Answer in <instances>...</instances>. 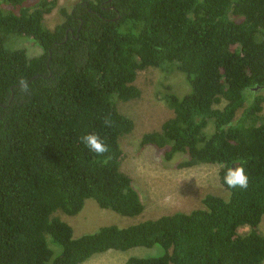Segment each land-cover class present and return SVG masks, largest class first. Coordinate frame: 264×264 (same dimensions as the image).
Wrapping results in <instances>:
<instances>
[{"label": "trees", "instance_id": "trees-1", "mask_svg": "<svg viewBox=\"0 0 264 264\" xmlns=\"http://www.w3.org/2000/svg\"><path fill=\"white\" fill-rule=\"evenodd\" d=\"M0 7V264H82L138 246L163 251L125 264L264 262V0H76L70 7L0 0ZM57 7L62 22L50 29L45 16ZM21 35L42 53L29 57L6 43ZM149 67L182 72L189 90L164 91L174 116L143 134L141 147L166 161L183 155L180 167L218 165L229 197L208 194L190 212L75 236L56 212L77 215L87 199L129 218L145 209L121 169V140L135 123L117 102L141 96L135 81ZM88 132L110 151H89L80 141ZM245 161L248 187L228 188L226 169Z\"/></svg>", "mask_w": 264, "mask_h": 264}, {"label": "rangeland", "instance_id": "rangeland-1", "mask_svg": "<svg viewBox=\"0 0 264 264\" xmlns=\"http://www.w3.org/2000/svg\"><path fill=\"white\" fill-rule=\"evenodd\" d=\"M75 1L58 0V5L70 7ZM1 7L3 9L7 6L1 4ZM61 22L62 16L58 7L45 16V25L50 29H54ZM9 40L10 42L6 38V43L12 44L13 48L24 49L29 57L42 53L39 44L31 37L21 35ZM135 84L141 90V96L135 100L117 102L119 111L135 123L132 133L121 140L124 150L121 169L133 177L145 209L141 215L129 218L103 209L93 199H87L84 208L77 215L56 212V215L72 225L75 236L93 232L103 225L125 226L175 212H190L202 207L203 199L208 194L229 197V191L221 184L218 165L180 167L179 163L185 158L183 155L177 154L172 160L166 161L156 148L141 147L140 139L143 134L159 130L166 120L174 116V111L167 105L163 95L168 88L179 95L185 94L189 90V83L184 74L180 71L167 74L161 69L149 67L138 72ZM262 106L260 113H264V103ZM248 230L245 227L241 232ZM260 232L264 233V218L260 224ZM162 251L160 246H138L128 251L110 250L94 255L82 264H125L132 255L154 256Z\"/></svg>", "mask_w": 264, "mask_h": 264}, {"label": "clouds", "instance_id": "clouds-1", "mask_svg": "<svg viewBox=\"0 0 264 264\" xmlns=\"http://www.w3.org/2000/svg\"><path fill=\"white\" fill-rule=\"evenodd\" d=\"M105 124L111 126V121L105 118ZM80 141L88 148L89 151L104 156L105 153L110 151V147L106 144L101 137L95 132H88L80 137ZM243 163L235 164L228 167L223 176V182L228 188L246 189L249 184V177L245 172Z\"/></svg>", "mask_w": 264, "mask_h": 264}]
</instances>
